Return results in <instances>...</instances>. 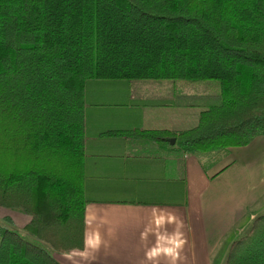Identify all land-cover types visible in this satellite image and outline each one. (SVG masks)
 I'll return each instance as SVG.
<instances>
[{
    "label": "trees",
    "instance_id": "obj_1",
    "mask_svg": "<svg viewBox=\"0 0 264 264\" xmlns=\"http://www.w3.org/2000/svg\"><path fill=\"white\" fill-rule=\"evenodd\" d=\"M92 80L199 86L212 103L196 127L130 133L190 154L248 146L264 136V0H0V207L58 254L86 246ZM0 236V264H61L13 228ZM226 264H264V216Z\"/></svg>",
    "mask_w": 264,
    "mask_h": 264
},
{
    "label": "crops",
    "instance_id": "obj_2",
    "mask_svg": "<svg viewBox=\"0 0 264 264\" xmlns=\"http://www.w3.org/2000/svg\"><path fill=\"white\" fill-rule=\"evenodd\" d=\"M85 100L86 246L55 258L61 264H226L232 243L264 216V136L245 147L190 154L173 139L130 133L196 127L212 103L199 86L92 80Z\"/></svg>",
    "mask_w": 264,
    "mask_h": 264
},
{
    "label": "rangeland",
    "instance_id": "obj_3",
    "mask_svg": "<svg viewBox=\"0 0 264 264\" xmlns=\"http://www.w3.org/2000/svg\"><path fill=\"white\" fill-rule=\"evenodd\" d=\"M175 148L177 149H181V144L180 142H177L175 145ZM221 150H225V149H221ZM255 178H253V180H255ZM243 181H245V183L247 184V180L243 179ZM30 217L19 212V211H15V210H9L3 207H0V225L2 227H6L8 229H15L18 232H20L24 237H26L29 241H32L38 245H40L41 247L45 248L47 251L51 252L53 255L57 254L54 253V251L46 244L38 241L33 235H31L28 230L26 229L29 219ZM10 220V221H8ZM1 239V236H0ZM55 257V256H54Z\"/></svg>",
    "mask_w": 264,
    "mask_h": 264
},
{
    "label": "water",
    "instance_id": "obj_4",
    "mask_svg": "<svg viewBox=\"0 0 264 264\" xmlns=\"http://www.w3.org/2000/svg\"><path fill=\"white\" fill-rule=\"evenodd\" d=\"M175 142H176V140L173 139V140H172V143H175Z\"/></svg>",
    "mask_w": 264,
    "mask_h": 264
}]
</instances>
